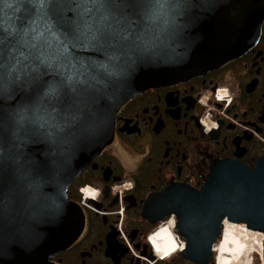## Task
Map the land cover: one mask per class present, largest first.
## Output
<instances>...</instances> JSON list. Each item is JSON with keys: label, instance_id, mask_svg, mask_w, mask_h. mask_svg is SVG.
<instances>
[{"label": "water", "instance_id": "1", "mask_svg": "<svg viewBox=\"0 0 264 264\" xmlns=\"http://www.w3.org/2000/svg\"><path fill=\"white\" fill-rule=\"evenodd\" d=\"M263 21L264 0L56 4L43 18L32 4L14 5L0 26L8 37L0 56V264H43L70 246L84 216L68 189L112 143L119 109L146 89L240 57ZM85 22L103 23L105 38H87ZM69 31L85 34L79 47L68 46ZM171 197L164 206L176 213L190 263L212 264L223 220L264 235V165L252 172L218 160L199 191L182 187ZM164 206L151 198L144 212Z\"/></svg>", "mask_w": 264, "mask_h": 264}, {"label": "flooded vegetation", "instance_id": "2", "mask_svg": "<svg viewBox=\"0 0 264 264\" xmlns=\"http://www.w3.org/2000/svg\"><path fill=\"white\" fill-rule=\"evenodd\" d=\"M218 160L252 172L264 165V22L240 57L146 89L119 109L112 143L67 192L82 210V233L43 264H191L180 253L161 261L148 239L169 227L185 242L173 207L164 205L179 188L199 191ZM84 187L97 193L87 207L80 203ZM151 198L164 207L145 213Z\"/></svg>", "mask_w": 264, "mask_h": 264}, {"label": "bare ground", "instance_id": "3", "mask_svg": "<svg viewBox=\"0 0 264 264\" xmlns=\"http://www.w3.org/2000/svg\"><path fill=\"white\" fill-rule=\"evenodd\" d=\"M263 239L261 234L247 230L242 225L225 223L222 240L215 247L216 264H248L252 253L260 251ZM256 243L260 245L259 248H256ZM149 244L156 248L153 253L163 260L172 257L180 248L169 227H162L153 233Z\"/></svg>", "mask_w": 264, "mask_h": 264}, {"label": "snow or ice", "instance_id": "4", "mask_svg": "<svg viewBox=\"0 0 264 264\" xmlns=\"http://www.w3.org/2000/svg\"><path fill=\"white\" fill-rule=\"evenodd\" d=\"M85 2L88 3H97L102 2L106 3L107 0H0V26L3 25L4 19L8 17L9 11H12L14 5H21L24 3H29L37 8L38 14H41V18L48 17L49 13L52 9L53 5L56 4H69V5H76L77 7H80ZM7 10V11H6ZM16 11H19L20 9L17 7L15 9ZM69 11H72V9H69ZM98 11V10H97ZM85 14L89 15L90 17L94 15V12L92 9H85ZM107 16H101V21H106ZM85 28L88 29L87 31V38L97 41L104 39L107 35L105 28L103 26V23L92 27L85 22ZM15 29H13L14 31ZM11 35V33H9ZM69 37V45L70 47H79L80 46V39L82 35H85L84 33H80L79 31H69L68 32ZM8 37L4 35H0V56H2V46L6 43ZM68 46H63V51L66 53ZM70 62V57H65ZM2 67V65H0ZM219 99V97H217ZM171 223V221H169Z\"/></svg>", "mask_w": 264, "mask_h": 264}, {"label": "rangeland", "instance_id": "5", "mask_svg": "<svg viewBox=\"0 0 264 264\" xmlns=\"http://www.w3.org/2000/svg\"><path fill=\"white\" fill-rule=\"evenodd\" d=\"M90 194H93V193H89V195H90ZM259 246H260V245L256 243V248H259ZM253 254H254V253H252V255H253ZM217 256H218V255H217ZM217 258H218V257H217Z\"/></svg>", "mask_w": 264, "mask_h": 264}]
</instances>
